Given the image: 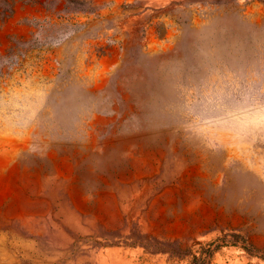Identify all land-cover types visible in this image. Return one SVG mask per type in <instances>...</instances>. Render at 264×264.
<instances>
[{
    "label": "rangeland",
    "instance_id": "obj_1",
    "mask_svg": "<svg viewBox=\"0 0 264 264\" xmlns=\"http://www.w3.org/2000/svg\"><path fill=\"white\" fill-rule=\"evenodd\" d=\"M0 264H264V0H0Z\"/></svg>",
    "mask_w": 264,
    "mask_h": 264
}]
</instances>
